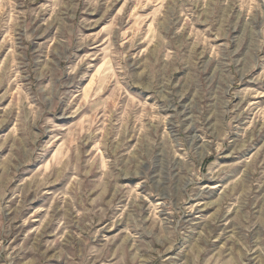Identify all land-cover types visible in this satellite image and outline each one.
<instances>
[{
    "label": "rangeland",
    "instance_id": "rangeland-1",
    "mask_svg": "<svg viewBox=\"0 0 264 264\" xmlns=\"http://www.w3.org/2000/svg\"><path fill=\"white\" fill-rule=\"evenodd\" d=\"M0 264H264V0H0Z\"/></svg>",
    "mask_w": 264,
    "mask_h": 264
}]
</instances>
